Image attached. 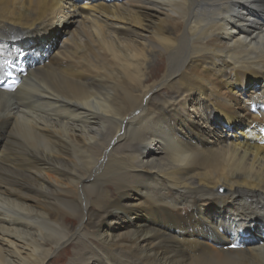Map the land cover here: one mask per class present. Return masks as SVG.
Returning <instances> with one entry per match:
<instances>
[{"label": "bare ground", "instance_id": "obj_1", "mask_svg": "<svg viewBox=\"0 0 264 264\" xmlns=\"http://www.w3.org/2000/svg\"><path fill=\"white\" fill-rule=\"evenodd\" d=\"M97 1L0 0V264H264V0Z\"/></svg>", "mask_w": 264, "mask_h": 264}, {"label": "rangeland", "instance_id": "obj_2", "mask_svg": "<svg viewBox=\"0 0 264 264\" xmlns=\"http://www.w3.org/2000/svg\"><path fill=\"white\" fill-rule=\"evenodd\" d=\"M99 2H100V0H98ZM97 1V2H98ZM84 3V0H82V3L80 4V3H77L79 6H81L82 4ZM64 38V35H63V33H61V32H59V33H56L55 35H54V40L52 41L53 42V44L48 48V54L49 53H51V52H53L54 50H55V48L57 47V45L59 44V41H61L62 39ZM28 44H35L34 42H29ZM254 84H257V82L255 81V80H250L249 82H248V84H247V87L245 88V92L246 93H249V92H251V91H255V87H254ZM162 93V92H161ZM160 93V94H161ZM155 97H157V96H155ZM225 133V132H224ZM234 134H235V132H233ZM235 137H239V134L237 135V136H235ZM235 137H233V136H231V138H235ZM0 150H1V148H0ZM118 223V222H117ZM119 224V223H118ZM118 224H116V229H115V231H117V230H119L120 229V227H117V225ZM120 225V224H119ZM83 233H86L87 235H88V237L86 238V239H84V245H85V247H88L89 249H91V245H89L88 244V242H90L91 241V237L90 236H93L95 233H92V230H91V228L89 229V230H86V231H82ZM253 232V231H252ZM90 235V236H89ZM77 239H74V240H72L73 242H75ZM72 241H70V242H72ZM68 245L66 244V245H62V246H58V248H56V252L53 254V258H55V256L57 255V253L59 252V251H61L62 250V248L64 247H67ZM97 247H99V245L98 244H94L93 246H92V251H94V250H96V248ZM44 248H46L45 246H44ZM62 252V251H61ZM56 262V260L55 259H49V264H53V262Z\"/></svg>", "mask_w": 264, "mask_h": 264}]
</instances>
